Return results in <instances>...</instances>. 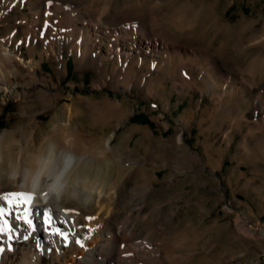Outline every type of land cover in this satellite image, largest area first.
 <instances>
[{"label":"rangeland","instance_id":"374dc122","mask_svg":"<svg viewBox=\"0 0 264 264\" xmlns=\"http://www.w3.org/2000/svg\"><path fill=\"white\" fill-rule=\"evenodd\" d=\"M6 48L3 187L11 163L55 146L61 166L76 155L72 183L99 186L90 218L133 231L120 264H264V0H0ZM107 146L110 162L91 155ZM12 243L20 264L27 243Z\"/></svg>","mask_w":264,"mask_h":264},{"label":"bare ground","instance_id":"6f19581e","mask_svg":"<svg viewBox=\"0 0 264 264\" xmlns=\"http://www.w3.org/2000/svg\"><path fill=\"white\" fill-rule=\"evenodd\" d=\"M133 39H136V37ZM143 41L148 47H156V43L149 38H145ZM0 57H2L3 62L12 61V53L7 48L4 52L1 51ZM16 59L24 63L20 57H16ZM72 116V111H70L66 122L63 123L64 125L62 124L63 126L59 130L61 133L58 135L59 138L62 137L63 142L68 146L73 141L71 138V136L73 137L72 132L68 130ZM106 142L109 145V141ZM108 150L109 147L107 146L104 149H97L91 155L101 162L108 163L110 162L109 157L106 156ZM1 154L0 159L3 160L4 157ZM86 154L88 156L90 153L85 152L80 157L83 158ZM75 156L74 153L64 155V165L61 166L62 156H58L56 147L52 146L47 156L41 154L31 157L30 160L28 159L30 161L28 167L24 165L26 161L23 157L19 161L15 160V163H11L12 172H10L11 176L8 179L7 187H3V178L0 174V209L4 211V216L0 218V224L11 228L12 241L24 239L25 236L28 237V239H24L27 247L22 249L20 264H42V254L50 255L58 261L63 258L65 264H77L78 261L85 264H95L93 261L94 250L99 255L102 248L117 240L123 244L122 250L118 252L119 257L116 260L108 258L105 264H120V261L126 260L130 256L133 247L126 243V239L133 235V231L129 230L128 226L121 227L117 237L114 233H111L112 231L105 229L106 221L103 217L98 220L90 218L91 210L94 208L93 201L99 186L95 187L86 182L83 186L78 187V185H75L76 183L71 182L70 176L77 159ZM118 170L124 171L121 168H118ZM106 188H101L97 195L98 198L107 193ZM12 193L32 195L33 200L28 207L30 208L31 227L34 230L18 219L17 210L10 209L6 203V200L12 199L8 196ZM69 193L74 196L80 195V199H85V202L80 206L69 207L64 204L65 196H68ZM13 202H15L14 199ZM21 203L23 204V201ZM46 211L49 223L45 222ZM240 229L243 232H249L246 224L241 222ZM36 233L39 234V240L34 241L32 237ZM53 233H60L67 239H62L61 235H54ZM0 242H3L5 247V251L0 254V264H6L9 258L8 255L10 253L16 255V252L13 243V251L7 250L8 239L5 236L0 235ZM63 244L65 245L63 246ZM64 252L65 255L67 253L69 255L65 256Z\"/></svg>","mask_w":264,"mask_h":264},{"label":"snow or ice","instance_id":"6c2138e0","mask_svg":"<svg viewBox=\"0 0 264 264\" xmlns=\"http://www.w3.org/2000/svg\"><path fill=\"white\" fill-rule=\"evenodd\" d=\"M23 2V0H21ZM8 196L12 199L6 200V203L8 204L10 209H16L17 210V218L22 220L23 223L27 224L29 227H31V220L29 219L30 216V208L28 205H30L31 201L33 200V197L31 194L28 193H12L8 194ZM13 199L15 202H13ZM23 201V204L21 203ZM4 216V211L0 209V218ZM46 217V223H49V218L47 215V211L45 212ZM54 235H61L62 239H67V237L63 236L60 233H53ZM0 235L5 236L8 239V251H13L12 248V239L13 236L11 234V228H9L7 225L0 224ZM24 239H28L27 236L24 237ZM79 243V241H78ZM83 246V245H81ZM39 247V245H38ZM5 251V247L3 245V242H0V254H2Z\"/></svg>","mask_w":264,"mask_h":264}]
</instances>
